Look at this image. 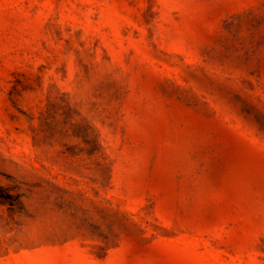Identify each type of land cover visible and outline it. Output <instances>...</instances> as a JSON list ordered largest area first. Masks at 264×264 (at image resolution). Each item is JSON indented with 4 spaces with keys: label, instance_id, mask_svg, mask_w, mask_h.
I'll return each instance as SVG.
<instances>
[{
    "label": "rangeland",
    "instance_id": "rangeland-1",
    "mask_svg": "<svg viewBox=\"0 0 264 264\" xmlns=\"http://www.w3.org/2000/svg\"><path fill=\"white\" fill-rule=\"evenodd\" d=\"M0 264H264V0H0Z\"/></svg>",
    "mask_w": 264,
    "mask_h": 264
}]
</instances>
